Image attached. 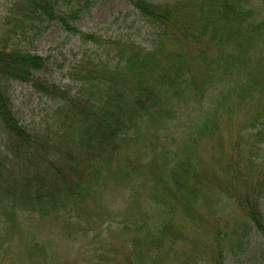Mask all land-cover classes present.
Returning a JSON list of instances; mask_svg holds the SVG:
<instances>
[{
	"label": "trees",
	"instance_id": "16d2710c",
	"mask_svg": "<svg viewBox=\"0 0 264 264\" xmlns=\"http://www.w3.org/2000/svg\"><path fill=\"white\" fill-rule=\"evenodd\" d=\"M91 1L69 8L66 0H19L0 21V155L12 163L0 157V215L16 222L21 212L67 214L96 202L102 181L129 183L138 168L119 157L148 125L156 131L148 149L160 144L162 129L168 153L162 168L140 167L156 172L149 192L156 212L126 225L125 264L176 262L196 230L215 240L201 254L228 264L252 230L264 241V0H129L149 29L143 45L80 32L75 22ZM47 24L94 45L70 67L68 83L44 77L47 58L27 46ZM13 84L54 104L51 125L50 114L40 125L20 120ZM169 130L186 140L174 145ZM132 193V204L140 203L141 192ZM165 244L164 256L154 257Z\"/></svg>",
	"mask_w": 264,
	"mask_h": 264
},
{
	"label": "rangeland",
	"instance_id": "374dc122",
	"mask_svg": "<svg viewBox=\"0 0 264 264\" xmlns=\"http://www.w3.org/2000/svg\"><path fill=\"white\" fill-rule=\"evenodd\" d=\"M18 1L0 0L1 22H5L7 13ZM79 1L66 0L67 4L70 2L69 8L71 6L76 8L75 5ZM75 23L76 28L85 34L97 32L106 38L121 36V39L136 40L142 45L147 44L149 38L148 27L143 26L129 0H92L90 4L83 7L80 18ZM45 29L35 42L27 44V46L47 58L48 65L43 72L44 77L57 80L61 84H63L62 82L68 83L70 67L83 55V52L90 51L94 45L81 40L80 34L67 32L57 24L48 25ZM123 34L126 37H123ZM11 86L10 93L16 107L15 110L22 122L32 126L40 125L43 123V118L50 114L51 125L53 114L54 117L57 115V113H53L55 107L52 102L46 99L39 100L30 86H21L20 84ZM172 123L173 120L169 124ZM160 131L162 140L155 150H151V148L148 149L151 143L150 139L152 133L156 131L151 126L145 127L144 136L131 143L127 154H121L119 157L126 159L128 156V162L132 167L138 168L132 175L124 169V172L130 174L131 181L128 183L125 178L118 175V178L108 179L106 183L100 182L98 194L100 198L96 199V202L88 199L83 200L81 204L72 206V210L67 214L32 216L21 212L18 214L16 222L2 213V216L0 215V264H125L123 258L127 256L128 243L132 235V233H130L131 235L128 233L126 225L139 217H148V214L156 212L155 205L149 200V192L154 187L153 179L156 172L154 174L143 173L140 167H145L148 171L149 166L156 165L158 170L160 167L162 168L163 163H166L164 159L169 146L166 139L167 131H162V129ZM169 131L176 132L175 130ZM175 135L176 138L170 142L180 146L186 139L180 132H176ZM201 142L205 147L208 145L204 140ZM164 146L166 152L163 151ZM262 154H264V147L258 156ZM200 155L207 159L217 154ZM0 157L7 164H12L6 154L0 155ZM114 166H117L116 162H114ZM105 171L106 177L108 172ZM133 181L134 184H132ZM249 183L250 181H248V186ZM145 185H147L146 189L142 192ZM134 187L142 194L140 203L143 205V209H138L140 203L132 204L131 195ZM232 203H228L227 206ZM227 206L226 209L230 211L231 209ZM202 210H206L205 205H202ZM154 221L155 218H152L147 224L151 226ZM232 222L241 224L238 219ZM244 226L242 225L241 228ZM204 234L206 233L193 231V234H190L191 242L186 241L190 244L188 247L191 248L188 253L179 256L176 262H173L175 259H167L162 264H212L210 252L209 255H202L201 252L204 242L208 246L210 245V250L213 251L215 240L213 239L212 242V235L207 234L208 237L205 238L202 236ZM259 235L252 230L248 234V238L251 239L244 240L247 243V246H244L245 249L237 255H230L228 264H258V260L263 258L264 251V241ZM199 236H202L200 241ZM226 241L230 244L231 238ZM167 249L168 246L165 244L163 251L155 253L154 257L159 254L163 257ZM34 251L36 253L30 255V252ZM154 251L152 250V252ZM101 255L105 258L100 257ZM164 258L166 259V256Z\"/></svg>",
	"mask_w": 264,
	"mask_h": 264
}]
</instances>
